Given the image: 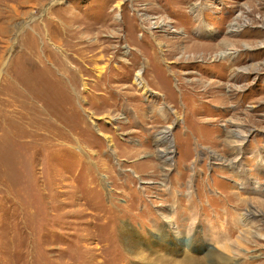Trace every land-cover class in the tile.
Returning a JSON list of instances; mask_svg holds the SVG:
<instances>
[{
	"label": "rangeland",
	"instance_id": "rangeland-1",
	"mask_svg": "<svg viewBox=\"0 0 264 264\" xmlns=\"http://www.w3.org/2000/svg\"><path fill=\"white\" fill-rule=\"evenodd\" d=\"M123 229L264 264V0H0V264Z\"/></svg>",
	"mask_w": 264,
	"mask_h": 264
},
{
	"label": "bare ground",
	"instance_id": "bare-ground-1",
	"mask_svg": "<svg viewBox=\"0 0 264 264\" xmlns=\"http://www.w3.org/2000/svg\"><path fill=\"white\" fill-rule=\"evenodd\" d=\"M136 78L138 79V75ZM120 237L122 247L129 251L130 257L140 264H227L228 261L226 257L221 258V256L213 253H209L203 258H196L195 255L189 253L188 248L190 246L189 244L186 245L188 242L181 243L180 246L174 243L176 248H169L166 246L168 245L166 236H147L142 240L140 237H133L123 229L120 232ZM152 238L156 239L151 241ZM142 245L145 246L148 253L143 251Z\"/></svg>",
	"mask_w": 264,
	"mask_h": 264
}]
</instances>
